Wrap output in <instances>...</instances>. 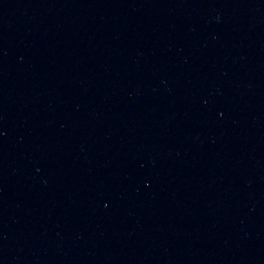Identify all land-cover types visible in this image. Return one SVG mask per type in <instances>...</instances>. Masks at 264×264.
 <instances>
[{"label": "water", "instance_id": "1", "mask_svg": "<svg viewBox=\"0 0 264 264\" xmlns=\"http://www.w3.org/2000/svg\"><path fill=\"white\" fill-rule=\"evenodd\" d=\"M0 264H264V0H0Z\"/></svg>", "mask_w": 264, "mask_h": 264}]
</instances>
